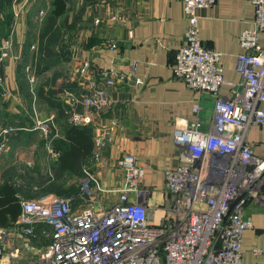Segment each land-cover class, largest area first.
Masks as SVG:
<instances>
[{
	"label": "built area",
	"instance_id": "built-area-1",
	"mask_svg": "<svg viewBox=\"0 0 264 264\" xmlns=\"http://www.w3.org/2000/svg\"><path fill=\"white\" fill-rule=\"evenodd\" d=\"M181 1L187 27L172 75L190 89L214 94L215 104L208 130L200 128L198 118L189 123L175 119L173 143L181 155L177 165L163 169V188L169 195L164 213L153 222L149 209L153 189L144 184V167L134 155L116 160L123 172L118 188H104L84 166L77 204L71 196L19 197L17 226L22 247L30 255L28 264H247L241 245L244 231L251 227L246 206L249 202L264 204V158L246 140L251 126L264 127V45L259 43L264 34V0H249L254 19L252 27L239 36L243 52L236 56V69L241 79L230 83V97L220 94L226 83L222 54L203 44L199 36L196 10L209 8L216 0ZM11 50V39H1L0 62L11 56ZM86 70V64L82 65L81 73ZM93 77L107 87L125 79L112 66L94 72ZM28 78L34 86L37 78ZM4 81L0 73L2 95L6 96ZM64 92L69 96L66 113L73 126L94 124L110 107L104 89L82 96ZM192 110L196 114L200 110L197 99ZM37 128L51 159L56 160L54 126L45 120ZM12 132L15 128L7 127L0 133V151ZM91 139L90 157L97 162L111 140L109 128L96 124ZM105 193L116 194V199L108 201ZM36 236L47 243L36 248L31 243ZM7 239L8 234L0 229V256Z\"/></svg>",
	"mask_w": 264,
	"mask_h": 264
},
{
	"label": "crops",
	"instance_id": "crops-1",
	"mask_svg": "<svg viewBox=\"0 0 264 264\" xmlns=\"http://www.w3.org/2000/svg\"><path fill=\"white\" fill-rule=\"evenodd\" d=\"M35 2L0 0V37L8 35L13 43L11 56L0 62L7 92L3 96L0 87V133L7 127L15 128V132L7 135L6 148L0 151V184L37 178L43 171L45 157L46 167L51 170L55 161L47 152L37 124L47 120L54 126L53 147L55 142L66 140L69 124L66 111L70 100L64 89L77 96L104 89L109 95L110 107L99 114L94 124L85 126H89L92 138L93 127L105 124L111 140L99 161L94 162L89 157L84 166L91 169L104 188H118L123 182V172L116 160L125 154L134 155L136 162L144 167V184L153 189L149 209L153 222L157 223L169 201L163 188V169L177 165L181 155L173 143L175 119L189 123L198 118L200 128L208 130L214 113V94L190 89L172 75L175 55L184 42L187 27L182 1L75 0L68 12L72 27L67 33V88L55 90L52 96L46 93V88L43 93L37 90L39 80L31 85L30 89L35 90L30 91L21 83L23 62L32 52L28 30ZM8 13L12 14L9 24L5 20ZM196 14L202 43L222 54L226 83L221 86L220 94L230 97V83L241 79L236 69V56L243 52L239 36L252 27L253 5L249 0H216L209 8H198ZM97 18L99 23L95 22ZM259 43L264 45V34H260ZM84 64L87 70L81 73ZM110 66L125 76L113 87L93 77L94 72ZM45 97L54 98L59 107L51 106ZM196 99L200 105L197 114L192 110ZM261 108L264 109V103ZM78 110L82 111V106ZM246 140L252 144L254 153L264 158V127L251 126ZM105 194L108 201L116 199L114 193ZM45 195L55 194L27 198ZM21 196L24 197L21 192L15 193L18 202ZM19 212L12 223L0 224V229L8 234L0 264H28L30 255L22 247L17 226ZM246 215L251 227L242 236L243 261L264 264V204L249 202ZM44 242L38 236L31 240L36 248H41Z\"/></svg>",
	"mask_w": 264,
	"mask_h": 264
},
{
	"label": "trees",
	"instance_id": "trees-1",
	"mask_svg": "<svg viewBox=\"0 0 264 264\" xmlns=\"http://www.w3.org/2000/svg\"><path fill=\"white\" fill-rule=\"evenodd\" d=\"M67 0H51V8L48 12V15L42 24L40 30V48L37 49L35 52V60H39V56H44V42L43 38L46 40V43L50 45V43L54 44V46H58V53L53 51V47L47 54V59L42 61L44 63L43 67L44 71L48 70L57 60L59 57L62 59H68V50L67 44L63 40L64 38V31L65 34L69 33V30L72 27L69 17H68V6ZM6 23H11L12 21V14L9 13L6 15ZM43 31V32H42ZM48 35V36H43ZM8 36V35H7ZM69 36V34H68ZM6 37V36H5ZM3 37V38H5ZM68 39V37H67ZM63 40L64 44H61ZM34 41L33 38L30 39V47L32 42ZM34 51V50H33ZM32 51V52H33ZM51 51V52H50ZM29 56L26 55V57ZM25 59L24 62H26ZM45 86L48 88L45 90ZM63 85L60 83L57 84V87L54 88L53 80L48 79L45 84H39L38 90L39 92L43 93L44 90L46 93H49V96L62 88ZM51 106L59 107V103L52 99V97L44 98ZM54 149L58 151L59 156L57 159L56 164V173L58 174L56 177L57 182H50L45 188L44 186L40 187L39 182L36 181L35 178L23 179L21 182L12 180L11 183L5 182L0 184V224L6 226L12 223L18 213L20 211V204L15 197V193L17 191L21 192L24 197H35L41 195L45 192H55L56 194H66V195H59V196H71L73 197V203L77 204L79 202L78 193H79V185L66 184L67 181L63 178V174L68 173L70 176L74 174H83V166L87 164L88 158L91 156V149H92V139L90 134L89 126H73L68 124L66 130V140L61 142H55ZM38 175V171H37ZM40 176V175H38ZM38 184V185H37ZM71 195H67L70 194Z\"/></svg>",
	"mask_w": 264,
	"mask_h": 264
},
{
	"label": "rangeland",
	"instance_id": "rangeland-1",
	"mask_svg": "<svg viewBox=\"0 0 264 264\" xmlns=\"http://www.w3.org/2000/svg\"><path fill=\"white\" fill-rule=\"evenodd\" d=\"M67 6H68V10H70L73 5L75 4V0H67ZM51 8V0H36L35 3H33V6L31 7V11H30V26H29V30H28V35L29 38H33L34 41L32 42L34 48L31 45V49L33 52H31V54H29L28 57H25V59H27L26 62H23L24 64L22 65V69H21V75H22V79H21V83L22 85L25 87L26 90L30 91L32 89L31 88V83L28 81L27 76L29 77H34L37 78V81L39 80V83L45 84V82L53 80V85L54 88L57 87V84L60 83V85H63V88H67V83L65 81V77L67 76V70H68V65L65 59H62V57H59L55 64H53L48 70L44 71V69L40 68L43 67V65H45L44 63H41L42 61H45L47 59V54L49 52H47V50H50L51 47H53V51L58 53V46H54L53 42L52 44L50 43V45H48L46 43V40L43 38V44H44V50L46 52H44V56H39V60H35V57L33 58V56H35V52L37 51L38 48H40V43H38V41H40V30L42 27V24L44 23L48 12ZM16 18H18V14L17 16H15ZM43 32V31H42ZM64 38L63 40L65 41V43L67 44V34H65L64 31ZM43 36H48V35H43ZM2 39H7V35L5 38L0 37ZM62 40L61 44H64ZM68 45V44H67ZM12 47H13V43H12ZM51 52V51H50ZM26 76V77H25ZM27 78V80L25 79ZM29 83V84H28ZM29 86V87H28ZM46 89L48 88L47 86H45ZM33 90H35L33 88ZM38 90V88H37ZM45 157V156H44ZM58 159V158H57ZM57 159L54 160L55 162L51 165V170L48 171L47 167H46V157L44 158V163H43V171H41V175L38 176L36 179V181H40V187L44 186V188L50 183V182H57L56 177H57V173H56V177H55V169H56V164H57ZM63 178L66 179L67 183L66 184H72L73 185H79V180L83 177L82 174H74V175H69L68 173L63 174L62 175ZM21 181V180H18ZM38 185V184H37ZM45 193H52L55 195H66V194H56L55 192H45ZM44 194V193H42ZM67 194V195H71ZM47 242H44V245Z\"/></svg>",
	"mask_w": 264,
	"mask_h": 264
},
{
	"label": "water",
	"instance_id": "water-1",
	"mask_svg": "<svg viewBox=\"0 0 264 264\" xmlns=\"http://www.w3.org/2000/svg\"><path fill=\"white\" fill-rule=\"evenodd\" d=\"M230 212V211H229Z\"/></svg>",
	"mask_w": 264,
	"mask_h": 264
}]
</instances>
